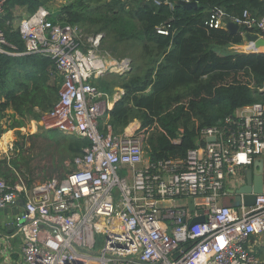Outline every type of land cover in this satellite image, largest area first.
Masks as SVG:
<instances>
[{
	"label": "built area",
	"instance_id": "obj_1",
	"mask_svg": "<svg viewBox=\"0 0 264 264\" xmlns=\"http://www.w3.org/2000/svg\"><path fill=\"white\" fill-rule=\"evenodd\" d=\"M7 2L0 0V20ZM50 16L39 6L21 21L22 51L0 28V53L40 54L53 61L61 85L40 123L86 138L89 145L61 177L35 185L21 177L13 184L0 178V209L24 200L12 220L24 263L264 264L254 241L264 234V184L251 206L233 209L220 202L229 194L227 183L242 185L245 178L238 176L258 158L264 181V102L238 107L221 125L202 128L184 158L150 161L146 128L114 132L100 122L110 108L98 82L129 71L130 60L102 49V34H84L79 24L54 23ZM229 21L239 26L242 40L247 33L264 37V16L248 10L231 16L213 7L204 25L227 29ZM157 33L167 31L161 26ZM198 216L203 221L192 223Z\"/></svg>",
	"mask_w": 264,
	"mask_h": 264
},
{
	"label": "trees",
	"instance_id": "obj_2",
	"mask_svg": "<svg viewBox=\"0 0 264 264\" xmlns=\"http://www.w3.org/2000/svg\"><path fill=\"white\" fill-rule=\"evenodd\" d=\"M51 1L8 0L0 20L7 41L22 51L19 24L43 6L51 12L54 23H94L92 32L104 30L115 40L105 48L115 50L116 43L124 41L137 49V55L134 48L128 54L129 71L99 80L104 92L115 86L124 89L100 122L122 132L138 120L140 128L148 130L144 144L150 161L184 158L187 150L195 147L202 128L221 125L238 107L264 102V52L230 50L242 44L240 33L204 25L208 11L216 6L231 16L248 10L260 18L264 16V0H137L140 2L134 8L121 0H110L94 5V9L89 3L98 0H67L58 15L50 9ZM161 26L167 34L157 33ZM51 68L53 61L40 54L0 53V119L6 110L13 112L7 128L21 126L25 119L38 120L51 109L59 91V84L49 81ZM5 130L0 126V134ZM66 138L71 159L89 145L86 138ZM17 162L0 158V178L13 184L20 177L14 171Z\"/></svg>",
	"mask_w": 264,
	"mask_h": 264
},
{
	"label": "rangeland",
	"instance_id": "obj_3",
	"mask_svg": "<svg viewBox=\"0 0 264 264\" xmlns=\"http://www.w3.org/2000/svg\"><path fill=\"white\" fill-rule=\"evenodd\" d=\"M109 1L110 0H98L97 3L90 2L89 4L91 8L94 9V5L101 6L104 4V2L108 3ZM121 2L125 3L127 7L134 8L140 1L121 0ZM65 3H67V0H53L49 2L50 9L54 14L58 15L60 12V7ZM79 26L81 27L84 34H102L101 47L102 49L108 51L111 56L116 58H130L128 54L134 47L131 48L124 41H121L116 43L115 50L105 48L104 46H108L114 39L111 36L106 35L104 30L92 32V29L95 27V24L92 22L79 24ZM241 48H243V51H248L247 49H252V43L244 39L242 41ZM135 50L136 51L133 52L138 53V50ZM121 52L122 54L119 55ZM137 53L135 55H137ZM51 73L52 74H50L51 76L49 80L50 83L55 81L57 84H59L60 88V75L56 72L55 68H51ZM12 113V110H6L4 117L0 120H5L8 122L6 125V131H12L13 136L10 138V133H6L4 137L0 139V141L4 143L7 142L9 146L7 151L8 156L5 158L10 161L14 159H18L19 161L17 162L18 167L14 170L15 173H17L16 177L19 175L22 179L28 182V185H35L42 183L52 177H61L65 173L75 168L73 165V159L78 155L74 156L72 159L69 157L71 152L68 147L69 140H67L66 137L70 135H76L64 133L56 129H44L40 123V118L38 120L31 118L25 119L23 120V125L9 129L7 126L12 120ZM145 156L147 159V152ZM238 179L239 181H243V174H240ZM227 186L231 188L236 187L235 184L231 182L227 183ZM177 202L185 203V200ZM220 202L230 208H233L235 204L233 196L229 194L222 196L220 198Z\"/></svg>",
	"mask_w": 264,
	"mask_h": 264
},
{
	"label": "crops",
	"instance_id": "obj_4",
	"mask_svg": "<svg viewBox=\"0 0 264 264\" xmlns=\"http://www.w3.org/2000/svg\"><path fill=\"white\" fill-rule=\"evenodd\" d=\"M242 44L233 45L230 47V50L236 52H248L243 51L241 48ZM107 94V103L109 108L111 109L114 103L122 97L124 94V89L120 87H113L111 91L106 92ZM8 124L5 120H0V126L2 129L6 128ZM140 126V122L134 119L129 123L128 127L130 130L135 129ZM6 133H10V138L13 136L12 131H4L0 134V138L4 137ZM9 146L6 143L4 145H0V158L7 157V151ZM231 189V187L227 186V190ZM22 207L19 208V210ZM13 211L11 212H0V264H25L23 260V255L21 253V238L18 234L14 233L13 227ZM256 247L258 249V256L260 259H264V234L258 237V239H254Z\"/></svg>",
	"mask_w": 264,
	"mask_h": 264
},
{
	"label": "water",
	"instance_id": "obj_5",
	"mask_svg": "<svg viewBox=\"0 0 264 264\" xmlns=\"http://www.w3.org/2000/svg\"><path fill=\"white\" fill-rule=\"evenodd\" d=\"M163 1V0H160ZM178 4H183L187 6H193L195 7L197 5L196 2H184V1H177ZM226 28L231 33H237L239 26L234 22H227ZM246 39L249 42H252L255 46V48H263L262 51H250V52H264V37H260L256 33H247ZM249 52V51H248ZM208 141H213L214 137H209L207 139ZM198 144V142H196ZM244 183L237 188L229 189V195H232L234 198V207L233 209H236L238 206H240L241 203H243L245 206H251L254 204L255 201V195L259 194L263 190V160L262 158H258L253 162V165L251 168H247L244 170ZM24 206V200L20 199L16 205L5 207L3 209H0V212L6 213L13 211V214H16L19 212V208ZM187 208L188 210L192 211L194 209L193 205V199L188 198L187 200ZM203 217L198 216L192 219V223L202 222ZM191 223V224H192Z\"/></svg>",
	"mask_w": 264,
	"mask_h": 264
},
{
	"label": "bare ground",
	"instance_id": "obj_6",
	"mask_svg": "<svg viewBox=\"0 0 264 264\" xmlns=\"http://www.w3.org/2000/svg\"><path fill=\"white\" fill-rule=\"evenodd\" d=\"M247 49V48H246ZM248 51H262L263 48H255L254 44L252 43V49H247ZM0 145H4V142L0 141Z\"/></svg>",
	"mask_w": 264,
	"mask_h": 264
}]
</instances>
